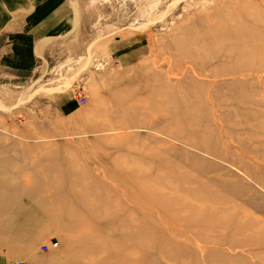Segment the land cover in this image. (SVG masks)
<instances>
[{
	"label": "rangeland",
	"instance_id": "374dc122",
	"mask_svg": "<svg viewBox=\"0 0 264 264\" xmlns=\"http://www.w3.org/2000/svg\"><path fill=\"white\" fill-rule=\"evenodd\" d=\"M70 2L0 78V264H264V0Z\"/></svg>",
	"mask_w": 264,
	"mask_h": 264
},
{
	"label": "crops",
	"instance_id": "0c3cea01",
	"mask_svg": "<svg viewBox=\"0 0 264 264\" xmlns=\"http://www.w3.org/2000/svg\"><path fill=\"white\" fill-rule=\"evenodd\" d=\"M73 20L70 0H0V78L34 72Z\"/></svg>",
	"mask_w": 264,
	"mask_h": 264
},
{
	"label": "built area",
	"instance_id": "2783aa9c",
	"mask_svg": "<svg viewBox=\"0 0 264 264\" xmlns=\"http://www.w3.org/2000/svg\"><path fill=\"white\" fill-rule=\"evenodd\" d=\"M74 95H75V98L80 101V103L83 101V97L80 96V93L79 92H75ZM50 246H54V243H50ZM44 247L46 248L47 245H44Z\"/></svg>",
	"mask_w": 264,
	"mask_h": 264
},
{
	"label": "bare ground",
	"instance_id": "6f19581e",
	"mask_svg": "<svg viewBox=\"0 0 264 264\" xmlns=\"http://www.w3.org/2000/svg\"><path fill=\"white\" fill-rule=\"evenodd\" d=\"M253 44V43H252ZM261 50H264V48L263 49H261ZM158 202H160V201H162L161 199H159V200H157ZM216 222H220L219 220H217Z\"/></svg>",
	"mask_w": 264,
	"mask_h": 264
}]
</instances>
